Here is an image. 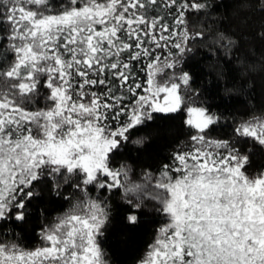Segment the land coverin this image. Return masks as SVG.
Wrapping results in <instances>:
<instances>
[{
  "label": "snow or ice",
  "instance_id": "obj_1",
  "mask_svg": "<svg viewBox=\"0 0 264 264\" xmlns=\"http://www.w3.org/2000/svg\"><path fill=\"white\" fill-rule=\"evenodd\" d=\"M239 2L246 16L264 17V0ZM205 7L0 0V264H108L98 237L111 208L88 186L122 189L131 224L146 201L154 205L162 220L138 264H264V170L249 173L237 140L211 137L220 117L186 103L198 93L188 73L177 74L190 51L185 12ZM257 36L264 40V30ZM235 43L228 38L225 47ZM182 110L194 134L158 175L132 180L126 166H110L132 129ZM234 131L264 147V118ZM73 177L86 199L41 228L39 246L9 237L5 226L26 221L40 185L51 181L58 191Z\"/></svg>",
  "mask_w": 264,
  "mask_h": 264
},
{
  "label": "trees",
  "instance_id": "obj_2",
  "mask_svg": "<svg viewBox=\"0 0 264 264\" xmlns=\"http://www.w3.org/2000/svg\"><path fill=\"white\" fill-rule=\"evenodd\" d=\"M204 3L200 11L185 12L186 27L190 35L179 73H188L192 88L198 95L186 100L206 107L220 117L209 130L217 140H237V147L249 156L246 165L250 174L264 170V147L251 139L236 137L235 128L254 117L264 118V40L257 33L264 30V17L259 13L245 15L239 0H190ZM202 33V36H197ZM235 41L234 47H225L226 40ZM174 52L178 51L173 49ZM167 50H165L166 54ZM163 59V56H162ZM46 94L47 90H43ZM38 101L37 107H43ZM183 110L175 114H154L145 125L132 129L127 142L122 143L112 157L113 168L126 166L138 177L145 172L158 175L172 154L190 143L194 130L184 124ZM142 140V143H136ZM75 177L61 183L53 191L52 182L40 185V196L30 205L25 222H10L11 237L19 234V243L26 248L40 245L39 231L51 224L75 205L86 199L85 193L74 187ZM88 195L96 199L105 197L111 208L108 224L98 237L108 264H138L152 243L162 218L153 211V204L135 212L138 221L127 220L133 209L125 202L122 189L111 192L94 190L88 186Z\"/></svg>",
  "mask_w": 264,
  "mask_h": 264
},
{
  "label": "rangeland",
  "instance_id": "obj_3",
  "mask_svg": "<svg viewBox=\"0 0 264 264\" xmlns=\"http://www.w3.org/2000/svg\"><path fill=\"white\" fill-rule=\"evenodd\" d=\"M177 74H180L178 70H177ZM186 103H189V101L186 100ZM130 175H131L132 180H140V178L142 177V175H140V176H138V177H135L131 172H130ZM123 199H124V197H123ZM124 200H125V199H124ZM145 203H150V204H152V202H150V201H146Z\"/></svg>",
  "mask_w": 264,
  "mask_h": 264
}]
</instances>
